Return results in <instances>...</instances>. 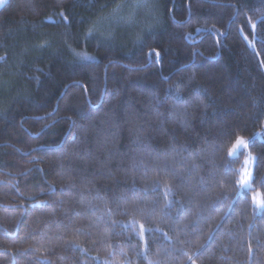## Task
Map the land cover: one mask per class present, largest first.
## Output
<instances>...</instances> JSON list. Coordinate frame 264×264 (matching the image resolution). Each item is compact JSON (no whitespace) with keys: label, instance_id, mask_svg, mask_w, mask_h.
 Segmentation results:
<instances>
[{"label":"trees","instance_id":"trees-1","mask_svg":"<svg viewBox=\"0 0 264 264\" xmlns=\"http://www.w3.org/2000/svg\"><path fill=\"white\" fill-rule=\"evenodd\" d=\"M253 194L264 0H6L0 264H264Z\"/></svg>","mask_w":264,"mask_h":264},{"label":"rangeland","instance_id":"rangeland-1","mask_svg":"<svg viewBox=\"0 0 264 264\" xmlns=\"http://www.w3.org/2000/svg\"><path fill=\"white\" fill-rule=\"evenodd\" d=\"M6 2V0H4V3ZM4 3L2 5H0V8L4 5ZM251 177V163L250 160H246L242 169V176L240 179V191H244L247 188L242 187L243 182L246 180L248 181V185H249V180ZM252 201L254 203V205L258 208L261 209L260 205H262V200L260 199V197L258 196V194H253L252 195Z\"/></svg>","mask_w":264,"mask_h":264},{"label":"snow or ice","instance_id":"snow-or-ice-1","mask_svg":"<svg viewBox=\"0 0 264 264\" xmlns=\"http://www.w3.org/2000/svg\"><path fill=\"white\" fill-rule=\"evenodd\" d=\"M4 3V0H0V5H2ZM239 144L242 145L243 141H239ZM239 152L242 153V148L239 149ZM242 187L247 188L248 187V181H244L242 184ZM261 209L264 210V204L260 205Z\"/></svg>","mask_w":264,"mask_h":264}]
</instances>
